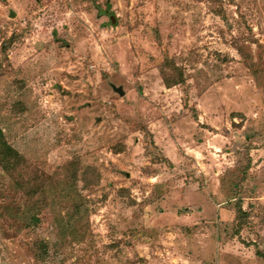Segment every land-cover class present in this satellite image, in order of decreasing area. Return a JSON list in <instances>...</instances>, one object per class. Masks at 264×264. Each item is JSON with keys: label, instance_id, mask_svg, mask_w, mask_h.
<instances>
[{"label": "rangeland", "instance_id": "obj_1", "mask_svg": "<svg viewBox=\"0 0 264 264\" xmlns=\"http://www.w3.org/2000/svg\"><path fill=\"white\" fill-rule=\"evenodd\" d=\"M0 131V264H261L264 0H0Z\"/></svg>", "mask_w": 264, "mask_h": 264}, {"label": "trees", "instance_id": "obj_2", "mask_svg": "<svg viewBox=\"0 0 264 264\" xmlns=\"http://www.w3.org/2000/svg\"><path fill=\"white\" fill-rule=\"evenodd\" d=\"M162 64V63H161ZM159 65L160 66V68H159V70H160V73L163 75V81H164V83L167 85V86H172V85H175V84H177L178 82H180L181 81V78L179 77V76H175V77H173V78H169L170 77V75L173 73V70L171 71V73H167L165 70H163L162 68H163V66L162 65ZM167 74V75H166ZM179 74H181V73H179ZM0 139H1V131H0ZM0 142H1V140H0ZM17 156V155H16ZM236 209H237V212H236V214H237V216H238V214H241L242 213V207H241V205L240 204H238L237 206H236ZM241 215H243V218L246 216V213H245V211H243V214H241ZM241 221H242V219H241ZM43 246V245H42ZM45 246L47 247V245L46 244H44V246H43V249L45 248Z\"/></svg>", "mask_w": 264, "mask_h": 264}, {"label": "crops", "instance_id": "obj_3", "mask_svg": "<svg viewBox=\"0 0 264 264\" xmlns=\"http://www.w3.org/2000/svg\"><path fill=\"white\" fill-rule=\"evenodd\" d=\"M244 210V209H243ZM258 254V253H257ZM244 260V259H243ZM257 262V261H256ZM258 263H261V264H263L264 263V261H262V262H258Z\"/></svg>", "mask_w": 264, "mask_h": 264}]
</instances>
